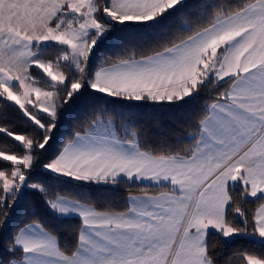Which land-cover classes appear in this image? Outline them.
<instances>
[{"label": "snow or ice", "instance_id": "snow-or-ice-1", "mask_svg": "<svg viewBox=\"0 0 264 264\" xmlns=\"http://www.w3.org/2000/svg\"><path fill=\"white\" fill-rule=\"evenodd\" d=\"M182 13L196 24L176 32ZM201 102L179 152L149 147L131 121L120 135L108 116ZM0 136V264H220L212 236L261 249L227 264H264V0H0ZM137 181L167 190L118 212L58 191ZM28 197L78 220L72 246L31 206L17 222Z\"/></svg>", "mask_w": 264, "mask_h": 264}, {"label": "trees", "instance_id": "trees-1", "mask_svg": "<svg viewBox=\"0 0 264 264\" xmlns=\"http://www.w3.org/2000/svg\"><path fill=\"white\" fill-rule=\"evenodd\" d=\"M195 2V0H193ZM209 2H214V0H209ZM198 9H189V13H195ZM184 20H189L193 25L196 24V17L189 16L187 13H182L177 20V27L174 31H180V23ZM139 37L143 39H136L133 42L144 45L145 41L148 39V35L141 31ZM116 52L112 44H109L103 47L99 52L98 56L103 57L106 53L112 55ZM49 55V54H46ZM201 102L195 108L185 109L175 113V115L168 111L167 109H160L157 111L151 106L136 105L131 110L121 109L119 104H114L108 106V116L112 118L113 122L118 128L120 135H123V125L129 124L132 122L133 127H141L145 129V134L141 137V140L149 145V147H164L167 150H175L177 152L186 149L189 146V142L185 134H191L194 132V128L191 126H186L191 119L193 118L194 113H199L200 109L203 107ZM113 108L115 112H113ZM10 121L14 122L19 126L18 130H27L31 131V128H25L23 118L15 112L14 109L4 110ZM123 111L124 115H118ZM183 120L186 123L180 124L179 121ZM75 120L68 117L65 118L64 122L60 127V133L63 135H69L73 131ZM175 124L180 131H175L172 129V125ZM86 127V125H84ZM0 143H9L2 136H0ZM165 188L146 186L138 183H122L116 187H99L97 188L94 185H89L86 188H76L73 190L71 185L68 186V189H58V191L64 192H73L77 191L81 195L88 198L92 203H94L100 210H110V211H124L129 206L126 201L129 196L135 194H154L159 192L166 191ZM33 207L37 211V216L44 220L47 224L55 226L57 231L61 235L60 243L64 247H70L75 243L74 232L76 226L78 225V220L72 218L70 220H58L48 214L39 198L35 200L32 197L26 198L25 207L20 210L17 216V222H28L31 217L27 215L29 212V207ZM248 208L252 209L255 207L254 204L249 203ZM71 225V227H69ZM210 244L215 248L216 255L220 260V264H227V260L231 258L232 254L241 248L255 249L257 251L261 250L258 245H254L252 241L245 239H238L234 243L225 244L219 242L218 238L212 236L209 238Z\"/></svg>", "mask_w": 264, "mask_h": 264}, {"label": "crops", "instance_id": "crops-1", "mask_svg": "<svg viewBox=\"0 0 264 264\" xmlns=\"http://www.w3.org/2000/svg\"><path fill=\"white\" fill-rule=\"evenodd\" d=\"M115 124V123H114ZM135 183H138V184H142V185H146V186H152V187H157L155 184H151L149 181H143V182H140V181H137ZM145 193L143 194H135V195H132V196H137V197H142L144 196ZM158 193H154V194H149V195H157Z\"/></svg>", "mask_w": 264, "mask_h": 264}]
</instances>
